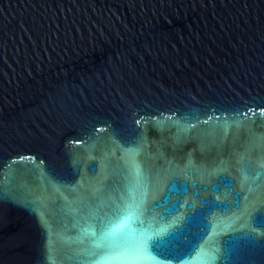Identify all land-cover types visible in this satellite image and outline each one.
Returning a JSON list of instances; mask_svg holds the SVG:
<instances>
[{
	"label": "water",
	"instance_id": "95a60500",
	"mask_svg": "<svg viewBox=\"0 0 264 264\" xmlns=\"http://www.w3.org/2000/svg\"><path fill=\"white\" fill-rule=\"evenodd\" d=\"M145 241L264 264V0H0V264Z\"/></svg>",
	"mask_w": 264,
	"mask_h": 264
},
{
	"label": "snow or ice",
	"instance_id": "6c2138e0",
	"mask_svg": "<svg viewBox=\"0 0 264 264\" xmlns=\"http://www.w3.org/2000/svg\"><path fill=\"white\" fill-rule=\"evenodd\" d=\"M130 222H131V217H129L123 221H120L112 229L110 234L111 235L123 234L124 232H126L128 230ZM194 250L195 249L193 247L188 252H186L185 255L191 256L192 251H194ZM148 252H149V248H148L147 242L145 241L144 243H142L138 247L131 248L126 253H124L123 259L125 261V264H143L144 259H145L143 254L148 253ZM156 255L162 256L164 254L161 252H156ZM164 259H168V257L165 255ZM199 264H207V262L201 261V262H199Z\"/></svg>",
	"mask_w": 264,
	"mask_h": 264
}]
</instances>
